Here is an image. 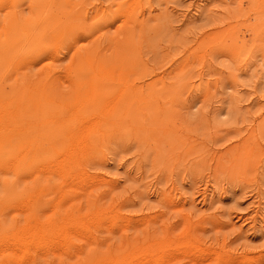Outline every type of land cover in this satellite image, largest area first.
Here are the masks:
<instances>
[{"label": "rangeland", "instance_id": "obj_1", "mask_svg": "<svg viewBox=\"0 0 264 264\" xmlns=\"http://www.w3.org/2000/svg\"><path fill=\"white\" fill-rule=\"evenodd\" d=\"M0 264H264V0H0Z\"/></svg>", "mask_w": 264, "mask_h": 264}]
</instances>
